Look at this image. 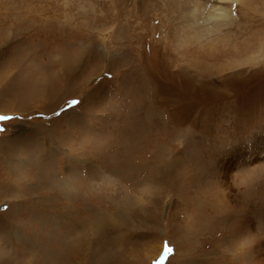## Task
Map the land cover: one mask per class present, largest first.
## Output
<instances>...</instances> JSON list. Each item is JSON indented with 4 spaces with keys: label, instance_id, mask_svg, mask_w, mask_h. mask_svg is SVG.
Listing matches in <instances>:
<instances>
[{
    "label": "rangeland",
    "instance_id": "rangeland-1",
    "mask_svg": "<svg viewBox=\"0 0 264 264\" xmlns=\"http://www.w3.org/2000/svg\"><path fill=\"white\" fill-rule=\"evenodd\" d=\"M212 7L230 21L198 33ZM246 8L0 0V264H264V6Z\"/></svg>",
    "mask_w": 264,
    "mask_h": 264
},
{
    "label": "bare ground",
    "instance_id": "bare-ground-1",
    "mask_svg": "<svg viewBox=\"0 0 264 264\" xmlns=\"http://www.w3.org/2000/svg\"><path fill=\"white\" fill-rule=\"evenodd\" d=\"M220 3H223V4H225V3H232V4H235V2H237V1H240V0H218ZM257 2L259 1V0H256ZM255 0H243V3H244V5L247 7L246 9L248 10V13H249V11L250 12H252V11H254V13H258V12H260V11H262L261 10V8H259L260 6H264V0H261V2H260V6L258 7V6H254L255 5V2H256ZM186 8V7H185ZM194 10H196V11H199V8H195ZM211 10L212 11H210L209 12V14L207 15V16H205V19L204 18H202L201 17V15L199 16V17H196L198 14H196V13H193V14H191V17H190V20L189 21H194L196 24H197V31H198V33L199 32H201V28L202 27H207V26H204L203 24L204 23H206V22H208V21H212V22H210V23H218V21H219V23L220 22H229L230 21V17L232 16L231 15V12L228 10V9H226V8H222V7H212L211 8ZM195 12V11H194ZM247 12V11H246ZM261 13V12H260ZM202 14V13H201ZM215 16H216V18H215ZM233 17H235V16H233ZM250 20V19H249ZM232 22L233 21H235V20H233V18H232V20H231ZM198 24H201V26H198ZM209 24V23H208ZM184 24H182V26H183ZM224 25H227V23H225ZM186 27H190V28H186V32L185 33H193L192 32V27L191 26H189V25H187ZM198 28H200V30H198ZM216 27H213L212 29H208V30H206V31H213V30H216L215 29ZM194 38H198V36H196V35H194L193 36ZM252 59V58H251ZM251 59L250 60H248L249 62H251ZM255 59V58H254ZM253 59V60H254ZM252 60V61H253ZM258 63V62H257ZM260 63V62H259ZM244 64V63H243ZM243 64H241L240 63V65H243ZM252 65V64H251ZM246 66V65H245ZM242 67V66H241Z\"/></svg>",
    "mask_w": 264,
    "mask_h": 264
},
{
    "label": "snow or ice",
    "instance_id": "snow-or-ice-1",
    "mask_svg": "<svg viewBox=\"0 0 264 264\" xmlns=\"http://www.w3.org/2000/svg\"><path fill=\"white\" fill-rule=\"evenodd\" d=\"M72 103H77L76 101H72ZM7 119H11L10 117H3V116H0V120H7ZM166 251L168 252H171V248H168L167 245H166Z\"/></svg>",
    "mask_w": 264,
    "mask_h": 264
}]
</instances>
